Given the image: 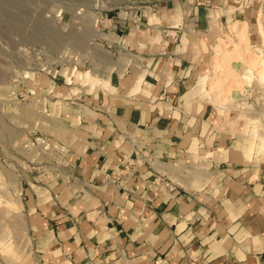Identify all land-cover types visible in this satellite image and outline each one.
<instances>
[{"label":"crops","instance_id":"0c3cea01","mask_svg":"<svg viewBox=\"0 0 264 264\" xmlns=\"http://www.w3.org/2000/svg\"><path fill=\"white\" fill-rule=\"evenodd\" d=\"M96 43L106 87L74 91L77 63L36 81L53 154L21 190L25 264H264V150L232 105L264 0H125Z\"/></svg>","mask_w":264,"mask_h":264},{"label":"rangeland","instance_id":"374dc122","mask_svg":"<svg viewBox=\"0 0 264 264\" xmlns=\"http://www.w3.org/2000/svg\"><path fill=\"white\" fill-rule=\"evenodd\" d=\"M124 1L0 0V264H25L30 245L21 190L31 171L53 154L35 142L46 140L54 127L52 103L36 81L77 63L81 69L71 86L79 92L85 71L104 75L112 57L96 43L100 17ZM256 72L264 78L261 69ZM253 77L246 74L245 80ZM258 121L252 123L260 126ZM255 125L259 137L263 132Z\"/></svg>","mask_w":264,"mask_h":264},{"label":"built area","instance_id":"2783aa9c","mask_svg":"<svg viewBox=\"0 0 264 264\" xmlns=\"http://www.w3.org/2000/svg\"><path fill=\"white\" fill-rule=\"evenodd\" d=\"M255 53L259 55H263L264 58V50L262 48H256ZM232 105L238 106L237 109L241 110L250 122H253L252 116L257 117L259 119V127L264 126V80L261 77L254 76L251 81H246L238 91L237 96L232 101ZM251 115H248L246 112ZM251 116V117H250ZM258 125V124H257ZM35 142L38 145L44 147L45 150L50 149V144L47 139L36 138ZM156 264H167L166 261L159 259L156 261Z\"/></svg>","mask_w":264,"mask_h":264},{"label":"bare ground","instance_id":"6f19581e","mask_svg":"<svg viewBox=\"0 0 264 264\" xmlns=\"http://www.w3.org/2000/svg\"><path fill=\"white\" fill-rule=\"evenodd\" d=\"M244 31V30H243ZM246 31V30H245ZM93 32H94V30H93ZM239 32V31H238ZM241 33H243V32H241ZM40 34V33H39ZM245 39V38H244ZM247 41H249V40H247ZM78 42V41H77ZM242 46V45H241ZM245 46L243 45V48H244ZM238 52V51H237ZM243 54H247V58H248V65H249V70L251 71V72H253V71H256L257 69H261V71H262V74L264 73L263 72V70H262V68H260V65H262L263 63H264V60L262 61V60H260V56L258 57V55H256V53L254 54L253 53V51L252 52H250L249 50L248 51H245V50H243ZM239 55V54H238ZM227 56V55H226ZM229 59V58H228ZM246 59V58H245ZM228 62V61H227ZM222 64H224V63H222ZM264 65V64H263ZM225 66V65H224ZM217 67V66H216ZM103 69V68H102ZM227 71H229V70H227L226 69V72ZM250 71H247V73L248 74H251V72ZM259 74H261V72L259 73ZM264 75V74H263ZM233 76V75H232ZM254 76V75H253ZM259 77H260V75H258ZM262 77V76H261ZM254 78V77H253ZM263 78V77H262ZM237 79V78H236ZM235 80V79H234ZM263 80H264V78H263ZM82 81V83L83 84H81L82 85V87L80 88H78V90L81 92L83 89H87L88 91H94L95 89L97 90V88H100V87H106L107 85H108V83H109V81L107 80V79H105L102 75H100V74H98L97 72H95V73H92L91 71H85V74H84V76H83V79L81 80ZM206 83V82H205ZM213 83H216V80L215 81H213ZM241 83V82H240ZM212 84V83H211ZM210 85V84H209ZM216 85H217V83H216ZM234 86V85H233ZM84 87H87V88H84ZM215 86L213 85L212 86V88H214ZM236 88V87H235ZM82 89V90H81ZM210 89L211 88H209L208 90L210 91ZM227 90H229V89H227ZM74 91H76V90H74ZM220 98V97H219ZM208 105V104H207ZM206 106V105H205ZM235 107H238V106H235ZM207 109V108H206ZM206 112V111H205ZM246 112V111H245ZM247 114H249L248 112H246ZM258 117V116H257ZM252 120L254 121V122H256V120H258L255 116H252ZM11 136H13V135H11ZM21 136V135H20ZM14 137V136H13ZM23 137V139L25 138V135H23L22 136ZM259 138H260V146L262 147V148H264V131H263V134L261 135V136H259ZM29 146L31 147V145L29 144ZM43 148V147H42ZM47 155H48V153H47ZM44 158V157H43ZM168 167H170V166H168ZM169 169V168H168ZM197 174V176L199 175L198 173H196ZM196 174H195V176H196ZM188 177V176H187ZM185 179V178H184ZM183 179V180H184ZM208 179V178H207ZM182 180V181H183ZM190 180V179H189ZM186 181H188V180H186ZM192 181V180H191ZM196 182H198V179L196 180ZM189 184V183H188ZM190 185V184H189ZM199 185H201L202 186V184L199 182ZM198 185V186H199ZM190 186H192V184L190 185ZM194 187H195V185H193ZM200 187V186H199ZM4 192H6V191H4ZM1 217V216H0ZM15 217V216H14ZM17 223H19L18 222V220H17V222H16V225H20V224H17ZM8 225V224H7ZM20 227V226H19ZM18 242V241H17ZM21 247V246H20ZM19 247V248H20ZM23 248V247H22ZM22 251V250H21ZM18 256V255H17Z\"/></svg>","mask_w":264,"mask_h":264}]
</instances>
